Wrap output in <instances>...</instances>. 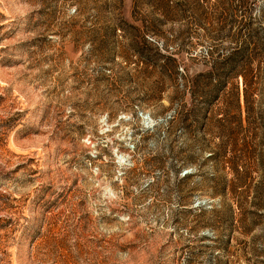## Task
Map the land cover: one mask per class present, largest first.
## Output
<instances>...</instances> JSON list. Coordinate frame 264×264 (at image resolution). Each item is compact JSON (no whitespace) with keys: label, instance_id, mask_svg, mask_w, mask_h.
Returning <instances> with one entry per match:
<instances>
[{"label":"rangeland","instance_id":"374dc122","mask_svg":"<svg viewBox=\"0 0 264 264\" xmlns=\"http://www.w3.org/2000/svg\"><path fill=\"white\" fill-rule=\"evenodd\" d=\"M0 264H264V0H0Z\"/></svg>","mask_w":264,"mask_h":264},{"label":"trees","instance_id":"16d2710c","mask_svg":"<svg viewBox=\"0 0 264 264\" xmlns=\"http://www.w3.org/2000/svg\"><path fill=\"white\" fill-rule=\"evenodd\" d=\"M239 52V51H238ZM234 58H236V57H234Z\"/></svg>","mask_w":264,"mask_h":264}]
</instances>
